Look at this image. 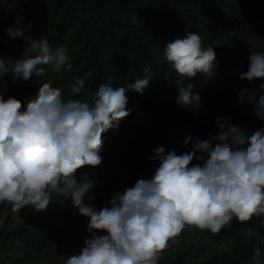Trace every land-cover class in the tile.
<instances>
[{"label":"clouds","instance_id":"9594fccd","mask_svg":"<svg viewBox=\"0 0 264 264\" xmlns=\"http://www.w3.org/2000/svg\"><path fill=\"white\" fill-rule=\"evenodd\" d=\"M25 31L21 19L5 29L10 39L22 37L26 43L18 59L0 56V79L10 73L14 80L28 81L33 75H47L49 69L72 70L65 47L54 49L47 37L33 38ZM162 54L176 72V104L201 107L200 94L185 82L197 73L214 76V47L204 46L200 34L186 32L168 42ZM150 68L134 82L117 87L101 83L94 91L85 88L84 78L74 77L67 98L45 82L34 99L24 101L26 107L15 96L5 99L0 93V203L10 204L14 212L25 207L40 212L54 195L70 198L71 206L89 218L90 235L65 264H158L163 250L187 226L216 234L234 218L247 222L264 217V125L249 133L222 116L217 118L219 134L197 139L192 151L179 155L157 147L149 157L158 163L150 178L113 193L110 206L97 209L91 203L94 181L85 176L78 182L76 172L101 164L102 134L130 115L126 93L143 95L150 85ZM257 78L264 89V51L251 52L248 70L240 75L249 82ZM253 111L264 120V94ZM191 140L189 135L184 145ZM252 264H264V249H254Z\"/></svg>","mask_w":264,"mask_h":264},{"label":"trees","instance_id":"16d2710c","mask_svg":"<svg viewBox=\"0 0 264 264\" xmlns=\"http://www.w3.org/2000/svg\"><path fill=\"white\" fill-rule=\"evenodd\" d=\"M48 7L59 19L50 44L54 49H67L72 70L54 73L49 69L47 75H33L28 81L6 74L0 79L5 99L15 96L26 107L24 101L34 99L45 82L60 88L67 98L74 77L84 78L85 88L92 91L101 83L122 86L143 76L144 68L151 66L150 85L143 95L132 90L126 93L130 115L118 128L102 134L101 164L83 166L76 172L78 182L85 176L94 181L91 203L97 209L110 202L116 191L123 192L154 174L158 163L149 157L157 147L179 155L192 151L197 139L219 134L217 119L201 120L176 104V72L165 63L162 51L186 32L200 34L204 46L214 47L218 66L213 77L197 73L185 83H192L193 91L201 97L213 96L238 107L240 114L226 117L228 124H239L249 133L264 125L253 111L264 94L259 87L261 78L251 82L240 79L248 70L251 52L264 51V0H48ZM0 11V32L21 19L25 35L39 37L25 0H0ZM25 43L21 38L12 53L14 59L20 57ZM88 72L91 77L86 76ZM243 90L247 91L241 98ZM189 135L192 140L185 146L183 141ZM6 208L12 209L10 204L0 203V213ZM24 211L25 222L3 233L20 252V262L51 261L57 247L76 246L90 235L86 230L89 218L71 206L70 198L66 201L54 195L45 210L26 207ZM215 238L235 239V243L207 256L208 249L193 245L158 264H252L254 249H264V217L254 216L247 222L234 218Z\"/></svg>","mask_w":264,"mask_h":264},{"label":"rangeland","instance_id":"374dc122","mask_svg":"<svg viewBox=\"0 0 264 264\" xmlns=\"http://www.w3.org/2000/svg\"><path fill=\"white\" fill-rule=\"evenodd\" d=\"M25 1L28 5L29 15L32 18V23L37 35H39V37H47L50 42L53 35V27L59 22V19L51 15L48 7V0ZM9 26H12V24L5 26L0 32V55L4 57L9 55L12 56V53L16 49V45L22 38L10 39L5 32V29ZM187 109H189L194 116L205 121L214 120L221 116H234L241 112L235 105L224 104L213 96L201 97V107ZM106 206H110V202L106 203L104 207ZM25 208L18 212L12 211L11 208H6L0 213V264H65L69 255L78 254L80 252V249L84 246V242H78L76 246L60 245L56 248V253L51 257V261L31 260L29 262H20V252L7 241L3 233L25 222ZM234 243L235 239L220 240L215 238V234L208 230H200L195 226H187L175 238V243H171L170 247L163 250L160 254L159 262L166 261L185 248L192 247L193 245H199L204 249H208L205 253V256H207L211 252L226 251L231 248Z\"/></svg>","mask_w":264,"mask_h":264}]
</instances>
